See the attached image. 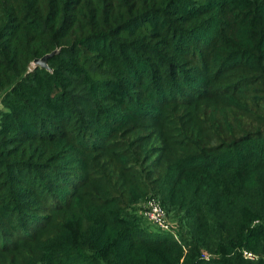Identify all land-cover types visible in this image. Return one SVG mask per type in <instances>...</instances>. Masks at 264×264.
Segmentation results:
<instances>
[{"label":"trees","instance_id":"obj_1","mask_svg":"<svg viewBox=\"0 0 264 264\" xmlns=\"http://www.w3.org/2000/svg\"><path fill=\"white\" fill-rule=\"evenodd\" d=\"M0 264H264V0H0Z\"/></svg>","mask_w":264,"mask_h":264},{"label":"built area","instance_id":"obj_2","mask_svg":"<svg viewBox=\"0 0 264 264\" xmlns=\"http://www.w3.org/2000/svg\"><path fill=\"white\" fill-rule=\"evenodd\" d=\"M144 216L160 230L171 234L178 242H180L179 235L176 232L177 227L170 222L165 210L161 207L158 201L155 199L148 201ZM243 257L245 260L249 261H255L258 259V256L255 253L247 250L243 251Z\"/></svg>","mask_w":264,"mask_h":264},{"label":"rangeland","instance_id":"obj_3","mask_svg":"<svg viewBox=\"0 0 264 264\" xmlns=\"http://www.w3.org/2000/svg\"><path fill=\"white\" fill-rule=\"evenodd\" d=\"M34 67H35V64L33 62V64L31 65V68H34ZM143 134H146V132H144ZM134 137H138V136H131V137L126 138L125 141L127 142V144L131 143L132 142V138H134ZM149 143H150V146L151 147H154L155 145H158V142H154V140L149 141ZM160 172H161V175L164 176V174L166 172V167L164 166L163 169ZM141 207H144V203L141 204ZM142 210L143 209H141V211ZM150 227L155 228V229H159V228H156L153 224H150Z\"/></svg>","mask_w":264,"mask_h":264},{"label":"water","instance_id":"obj_4","mask_svg":"<svg viewBox=\"0 0 264 264\" xmlns=\"http://www.w3.org/2000/svg\"><path fill=\"white\" fill-rule=\"evenodd\" d=\"M56 52L52 53V54H49V55H46L44 56L43 58L41 59H37L34 61V64L35 66H41L42 68H46V69H49V66H48V59L53 56Z\"/></svg>","mask_w":264,"mask_h":264}]
</instances>
